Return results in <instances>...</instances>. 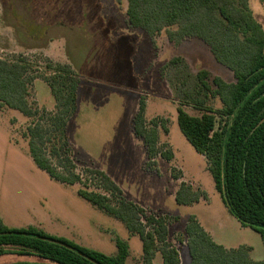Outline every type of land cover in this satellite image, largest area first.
I'll return each instance as SVG.
<instances>
[{
	"label": "rangeland",
	"instance_id": "rangeland-1",
	"mask_svg": "<svg viewBox=\"0 0 264 264\" xmlns=\"http://www.w3.org/2000/svg\"><path fill=\"white\" fill-rule=\"evenodd\" d=\"M248 4L264 31L261 0H248ZM126 6L125 1L116 0H0V59L24 57L32 73L46 75L50 73L45 71V58L70 65L79 80L78 111L71 122L79 131L69 145L76 172L83 175L89 190L103 193L83 174L86 168L100 170L125 199L149 213L177 218L168 224V241L177 249L180 264H190L183 234L190 216L215 243L225 248L248 246L250 259L264 260L259 234L242 227L229 214L204 157L181 134L177 100L160 77L161 67L177 56L194 73L203 69L226 82L233 81L232 73L198 39L174 45L162 33L153 45L145 32L128 26ZM28 89L32 109L54 112L55 102L45 82L35 80ZM142 97L147 121L156 117L167 120L168 133L160 132L159 144L173 157L170 161L157 157L156 173L143 169V144L131 130ZM185 110L198 114L191 108ZM30 122L18 112L0 107L1 221L11 228L34 226L109 256L116 253L114 240L119 239L128 246L126 264H141L137 235H130L121 222L81 199L77 195L81 185L61 184L36 168L24 135ZM175 175L179 180L172 178ZM181 182L204 191L207 199L191 206L177 205L174 196ZM23 263L50 264L17 247H5L0 253V264ZM153 264H161L158 254Z\"/></svg>",
	"mask_w": 264,
	"mask_h": 264
},
{
	"label": "trees",
	"instance_id": "trees-1",
	"mask_svg": "<svg viewBox=\"0 0 264 264\" xmlns=\"http://www.w3.org/2000/svg\"><path fill=\"white\" fill-rule=\"evenodd\" d=\"M116 1L126 2L128 26L145 32L153 45L162 33L174 45L198 39L214 60L232 73V82L203 69L194 73L178 56L160 69V77L177 100L181 134L204 157L229 214L242 227L258 233L264 247V31L252 16L248 0ZM261 3L264 8V0ZM44 62L48 75L32 73L24 57L0 59V107L31 120L24 135L33 164L56 182L81 185L83 188L77 190L81 199L121 222L130 235H137L141 264H153L157 254L161 264H180L176 248L168 241V224L177 218L149 213L125 199L121 189L100 170L86 168L83 174L103 193L89 190L83 175L76 172L66 126L77 109L79 80L70 65L47 58ZM38 79L49 87L55 102L53 113L32 109L28 103V88ZM185 108L198 114L190 115ZM145 109L142 97L132 119V131L143 144V169L156 173L157 157L166 161L173 157L159 144L160 132L168 133L167 120L156 117L147 121ZM172 178L179 180L176 175ZM201 199H207L206 193L184 182L174 196L181 206ZM183 234L190 264H264V260L250 259L248 246L225 248L215 243L194 216L189 217ZM114 243L116 253L109 256L34 226L8 227L0 219V253L5 247H17L50 264H126L127 244L119 239Z\"/></svg>",
	"mask_w": 264,
	"mask_h": 264
},
{
	"label": "crops",
	"instance_id": "crops-1",
	"mask_svg": "<svg viewBox=\"0 0 264 264\" xmlns=\"http://www.w3.org/2000/svg\"><path fill=\"white\" fill-rule=\"evenodd\" d=\"M161 80V79H160ZM77 111H78V103H77V109H76V112H75V114L73 115V117L71 118V119H69V121H68V123H67V127H66V134H67V140H68V143H69V145H70V140L72 139V138H74L75 136H77V131H79L78 129H76V127H75V123L72 125V120L74 119V117L76 116V114H77ZM137 112V111H136ZM135 112V113H136ZM135 115V114H134ZM133 115V116H134ZM132 119H133V117H132ZM132 119H131V130H132ZM72 125V126H71ZM132 133H133V131H132ZM145 152V151H144ZM205 230V229H204ZM177 250V249H176Z\"/></svg>",
	"mask_w": 264,
	"mask_h": 264
}]
</instances>
